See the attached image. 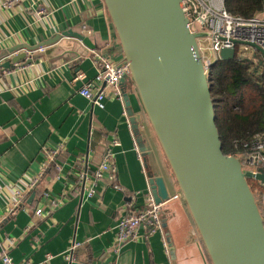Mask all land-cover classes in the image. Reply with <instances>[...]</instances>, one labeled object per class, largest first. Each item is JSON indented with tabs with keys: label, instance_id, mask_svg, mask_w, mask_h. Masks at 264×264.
<instances>
[{
	"label": "crops",
	"instance_id": "1",
	"mask_svg": "<svg viewBox=\"0 0 264 264\" xmlns=\"http://www.w3.org/2000/svg\"><path fill=\"white\" fill-rule=\"evenodd\" d=\"M4 1L0 0V52L40 46L70 30L89 37L94 46L63 35L40 46L42 50L22 49L1 60L4 64L15 54H27L9 68L4 65L0 74V250L6 249L15 264H212L179 185L145 127L141 134L149 149L144 153L138 144L140 158L122 102L107 96L103 107L93 105L80 93L82 83L74 80L78 70H85L88 80L95 77L92 49L105 48L115 61L123 59L104 0H19L10 6ZM82 24L94 34L86 35ZM126 90L134 114L144 117L134 84L128 82ZM113 134L119 146L112 145ZM58 147L62 149L54 165L60 168L50 167L34 188L27 189L48 150ZM110 148L115 181L122 189L112 187L107 171L94 176ZM81 171L91 176L85 188L78 176ZM154 175L168 185L161 217L169 252L160 231L142 226L136 238L116 252V226L126 203L136 195L135 205L143 206ZM91 185L95 192L89 196ZM17 190H25L20 201ZM38 208L43 210L40 216L35 215ZM74 242L80 245L70 261L66 255Z\"/></svg>",
	"mask_w": 264,
	"mask_h": 264
},
{
	"label": "water",
	"instance_id": "2",
	"mask_svg": "<svg viewBox=\"0 0 264 264\" xmlns=\"http://www.w3.org/2000/svg\"><path fill=\"white\" fill-rule=\"evenodd\" d=\"M104 2L123 49L122 61L130 68L122 87L140 149H149L141 134L144 117L132 110L128 82L135 86L212 264H264V216L249 184L250 179L264 184V167L244 170L239 157L223 150L199 44L205 34L190 29L183 0ZM63 35L94 46L89 37L72 30L40 46ZM40 46H14L2 50L0 59ZM26 57L25 52L15 54L4 65L9 68ZM235 58L234 49L220 52V59ZM150 187L157 203L168 198L164 178L152 176Z\"/></svg>",
	"mask_w": 264,
	"mask_h": 264
},
{
	"label": "built area",
	"instance_id": "3",
	"mask_svg": "<svg viewBox=\"0 0 264 264\" xmlns=\"http://www.w3.org/2000/svg\"><path fill=\"white\" fill-rule=\"evenodd\" d=\"M19 0H5L3 5L10 6ZM184 11L189 18V27L195 33L205 34L199 38V44L203 60L207 69L218 59L223 48L234 49L236 58L249 59L259 62L261 73H264V9L256 13L252 17H243L229 12L225 6V0H183ZM45 9H41L39 13H44ZM82 31L92 36L94 31L87 24H82ZM261 50H260V49ZM44 49V47H40ZM204 53V54H203ZM90 56L97 66V73L92 80L87 79L85 70H78L74 80L80 81L82 87L80 93L90 100L93 105L104 106V99L107 96H113L120 100L123 104V116L132 128V122L128 114L125 104V95L122 87V79L125 75L130 74L129 65L124 61H115L109 56L106 49H92ZM0 59V74L5 72V66ZM134 134V133H133ZM135 137V145L137 147L139 157L142 158L138 143ZM252 145L254 152L244 157V170L257 172L259 168L264 167V133H256L247 145ZM112 145L119 146V138L113 134ZM62 148H54L48 150L46 159L44 160L40 172L31 178L27 184V189H32L38 183L43 174L55 162V158ZM112 151L108 150L104 161L95 171V177H102L104 171L109 172L112 187L122 189L115 181V171L111 161ZM60 168L59 164L55 165ZM80 181H83L85 188L88 179H91L86 172L81 171L78 174ZM25 191V190H24ZM24 191L17 190L16 197L20 201L24 195ZM95 190L93 185L88 188V195L92 196ZM262 213L264 216V188L258 190ZM136 195L126 203V212L120 217L116 226L114 249L116 252L121 251L123 246L130 240L135 239L138 235L139 228L145 227L149 232L160 231L167 252L169 246L164 238V224L161 217L162 203H157L151 188L144 195L143 206L135 205ZM62 202V200L60 201ZM57 204V203H55ZM18 203L14 204L16 207ZM43 214L42 208L35 211V215ZM79 243L74 242L68 250L66 258L70 261L75 259L74 252L79 247ZM1 264H15L10 253L5 249L0 250Z\"/></svg>",
	"mask_w": 264,
	"mask_h": 264
},
{
	"label": "trees",
	"instance_id": "4",
	"mask_svg": "<svg viewBox=\"0 0 264 264\" xmlns=\"http://www.w3.org/2000/svg\"><path fill=\"white\" fill-rule=\"evenodd\" d=\"M225 6L235 15L252 17L264 9V0H225ZM118 49L123 53L121 45ZM260 71L259 62L238 58L218 59L208 69L223 150L226 154L239 157L244 164V157L255 151L252 145L245 144L250 142L256 133H264V73ZM143 126L152 131L150 133L153 141L157 142L158 138L146 113ZM54 164L52 163L51 167H54ZM169 172L173 174L171 168ZM249 184L255 195L258 190L264 188V184L255 179H250ZM257 203L262 211L258 198Z\"/></svg>",
	"mask_w": 264,
	"mask_h": 264
},
{
	"label": "rangeland",
	"instance_id": "5",
	"mask_svg": "<svg viewBox=\"0 0 264 264\" xmlns=\"http://www.w3.org/2000/svg\"><path fill=\"white\" fill-rule=\"evenodd\" d=\"M204 54V53H203ZM150 125H151V123H150ZM152 126V125H151ZM148 127H145V130L149 133V135L151 136V139H152V141H153V138H152V135H151V133L150 132H152V131H150V130H148L147 129ZM155 133V132H154ZM156 135V134H155ZM153 136H154V134H153ZM156 138H157V136H156ZM153 145H154V147H155V149H156V151H157V153L158 154H160L161 155V159H162V164L163 165H165L167 168H168V170L170 169V165H169V163H168V161H167V158H166V156H165V154L163 153V149H162V147H161V145H160V143H159V141H158V139H157V142H155V140L153 141ZM158 147V148H157ZM160 150V151H159ZM256 197L260 200V196H259V193H258V191H257V193H256Z\"/></svg>",
	"mask_w": 264,
	"mask_h": 264
}]
</instances>
